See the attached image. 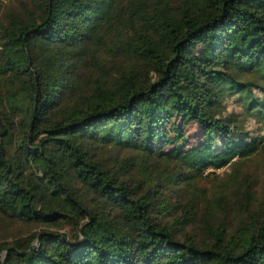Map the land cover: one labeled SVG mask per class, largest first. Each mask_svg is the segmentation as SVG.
<instances>
[{"label":"trees","instance_id":"obj_1","mask_svg":"<svg viewBox=\"0 0 264 264\" xmlns=\"http://www.w3.org/2000/svg\"><path fill=\"white\" fill-rule=\"evenodd\" d=\"M1 5L0 264H264V0Z\"/></svg>","mask_w":264,"mask_h":264},{"label":"rangeland","instance_id":"obj_2","mask_svg":"<svg viewBox=\"0 0 264 264\" xmlns=\"http://www.w3.org/2000/svg\"><path fill=\"white\" fill-rule=\"evenodd\" d=\"M2 8L12 7L15 8L17 6L18 0H1ZM227 110L226 112L237 111L239 109V104L235 102L233 99H229L226 101ZM178 124V120H175L171 124V131L175 129ZM246 125L250 131H253L259 123L255 122L252 119H248L246 121ZM200 129L195 124H190L184 127V136L186 138V143L183 144L181 140H178L173 146L175 149L180 148H188L194 146L200 141ZM263 149L259 151V153L251 156L248 160H246L241 168L239 169L240 177H249L251 178L252 187L255 191L256 201L253 203V207L256 208L260 202L264 201V143ZM230 172V168L224 167L222 169L216 170L217 175L219 177L216 179H205L202 182L203 186L207 188L213 189L218 188L221 182V179L226 178V173Z\"/></svg>","mask_w":264,"mask_h":264},{"label":"water","instance_id":"obj_3","mask_svg":"<svg viewBox=\"0 0 264 264\" xmlns=\"http://www.w3.org/2000/svg\"><path fill=\"white\" fill-rule=\"evenodd\" d=\"M38 242H39V241H37V243H35V244L33 245L34 248H36V247L38 246ZM5 254H6V253H5ZM5 254H4L3 260H4V258H5Z\"/></svg>","mask_w":264,"mask_h":264}]
</instances>
